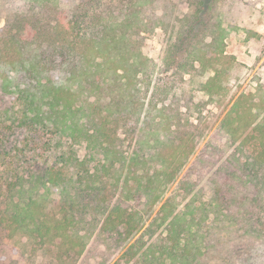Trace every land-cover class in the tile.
<instances>
[{
  "label": "trees",
  "instance_id": "16d2710c",
  "mask_svg": "<svg viewBox=\"0 0 264 264\" xmlns=\"http://www.w3.org/2000/svg\"><path fill=\"white\" fill-rule=\"evenodd\" d=\"M161 1L21 0L0 27V264H29L19 232L82 252L69 233L86 215L99 264H264V99L241 93L191 161L169 91L153 115L143 98L154 70L140 41L163 24ZM217 1L188 0L167 70L204 72L223 52Z\"/></svg>",
  "mask_w": 264,
  "mask_h": 264
},
{
  "label": "rangeland",
  "instance_id": "374dc122",
  "mask_svg": "<svg viewBox=\"0 0 264 264\" xmlns=\"http://www.w3.org/2000/svg\"><path fill=\"white\" fill-rule=\"evenodd\" d=\"M17 6H21V0H0V27L5 25ZM216 9L221 12L224 24L231 27L223 52L209 54L213 57V62L204 72L185 73L182 77L167 70L164 64L165 46L172 24L191 10L188 0H162L158 4L157 13L163 16V24H157L140 41L139 49L153 63L154 70L153 79H144L142 82L143 98L153 115L155 104L160 107L161 99L165 98V90L169 91L168 102L171 100L174 108L179 107L182 131H191L194 137L190 139L197 144L191 161L212 133L218 131L228 115L231 114L230 120L236 115L233 111L234 102L241 93H250L247 103L264 99V86L257 89L260 83L264 85V0H218ZM252 106L253 109L259 107L258 103ZM174 126L173 131H177L178 126ZM118 132L124 136L122 129ZM168 134L170 132L167 129L160 130L162 139H166ZM132 139L135 140L132 135L129 136L126 144L129 145ZM223 139L226 140V136ZM77 147L83 158L87 152L86 144L82 143ZM176 184L177 182L172 189ZM156 211L157 208L154 214ZM82 221L69 233L74 238L79 235L86 237L82 252H77L82 246H74L65 239L54 238L42 242L35 235L19 232L15 240L20 254L29 264H99V253L104 245L92 238L94 231L92 232L90 223L93 217L86 215ZM71 245L77 250H70L68 247Z\"/></svg>",
  "mask_w": 264,
  "mask_h": 264
}]
</instances>
